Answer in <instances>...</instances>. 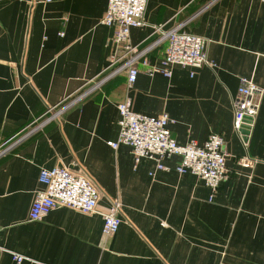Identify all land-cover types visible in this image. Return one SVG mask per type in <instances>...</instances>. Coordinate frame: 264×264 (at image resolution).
<instances>
[{"label": "crops", "instance_id": "crops-1", "mask_svg": "<svg viewBox=\"0 0 264 264\" xmlns=\"http://www.w3.org/2000/svg\"><path fill=\"white\" fill-rule=\"evenodd\" d=\"M36 2L0 1V146L100 74L111 56L114 29L99 24L107 0ZM143 22L130 30L131 44L154 42V27L180 26L206 40L211 66H174L168 78L138 65L130 87L124 74L115 77L0 157V264H16L14 255L20 264H264V95L245 144L231 106L241 79L264 91V0H148ZM166 46L148 54L150 68L160 69ZM124 101L135 113L168 115L178 144L219 135L226 175L217 191L177 174L178 157L157 171L149 160L134 167L129 146L109 147ZM62 167L96 186L97 213L58 208L30 221L40 171ZM113 200L121 223L105 236L100 214Z\"/></svg>", "mask_w": 264, "mask_h": 264}, {"label": "built area", "instance_id": "built-area-1", "mask_svg": "<svg viewBox=\"0 0 264 264\" xmlns=\"http://www.w3.org/2000/svg\"><path fill=\"white\" fill-rule=\"evenodd\" d=\"M2 1V0H0ZM29 5L36 0H24ZM52 0H44L50 3ZM148 0H107V9L99 24L113 28L114 33L109 41L111 56L108 65L95 78L85 82L81 88L65 96L56 105L48 107L45 114L34 120L11 140L0 146V157L9 153L23 141L41 131L47 124L59 120L71 108L99 91L107 82L117 76L125 75L126 84L130 87L139 73L138 65L145 68L147 75L159 73L171 76V68L200 69L211 66L205 53L206 40L198 35L182 31L179 27L164 31L163 26L154 27L152 35L159 37L151 44L140 48L129 42L130 30L144 25L143 18ZM62 36V33L59 34ZM166 42L160 69L148 66V54L160 43ZM264 91L251 80L241 79L235 96L231 98L233 110V129L241 142L245 144L248 135L254 128ZM120 118L118 121V137L115 142H107L112 149L120 144L132 150L134 167L141 160L154 163L155 170L168 172L163 161L178 157L179 162L174 171L179 175L191 174L202 180L214 194L226 175L225 157L222 150L223 140L219 135L210 134L201 145L195 142L178 144L170 134L168 125L173 121L168 115L157 117L135 113L129 101L117 106ZM72 167V166H71ZM71 167L41 170L38 181L43 190L35 195L30 206L28 218L36 222L46 217L51 211L66 208L82 214L97 213L100 194L96 186L83 172H76ZM151 175V173L149 174ZM212 200V197H210ZM121 205L117 200L111 202L107 212L101 213L102 233L112 236L121 223L118 217ZM16 264L23 258L13 256Z\"/></svg>", "mask_w": 264, "mask_h": 264}, {"label": "water", "instance_id": "water-1", "mask_svg": "<svg viewBox=\"0 0 264 264\" xmlns=\"http://www.w3.org/2000/svg\"><path fill=\"white\" fill-rule=\"evenodd\" d=\"M242 134H244L246 137L248 136V132H246V131H243ZM246 139H247V138H245V140H246Z\"/></svg>", "mask_w": 264, "mask_h": 264}]
</instances>
